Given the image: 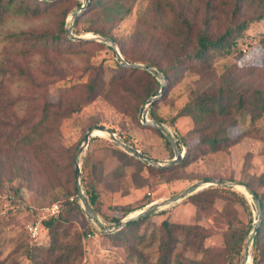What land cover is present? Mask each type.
<instances>
[{"label": "rangeland", "instance_id": "1", "mask_svg": "<svg viewBox=\"0 0 264 264\" xmlns=\"http://www.w3.org/2000/svg\"><path fill=\"white\" fill-rule=\"evenodd\" d=\"M120 1L126 3L129 12L115 20L106 19L103 11L91 5L84 8L88 13L78 24L74 26V21L71 25L83 0H62L53 9H43L41 4L36 16L10 17L0 26L1 264H31V258L54 264L47 250L52 244L77 248V258L73 254L71 264H160L167 240L161 226L164 220L177 225L172 231L174 245L168 264H175L176 258L185 264H244L247 236L258 220L256 203L246 187L209 181L246 183L258 193L264 192L257 180L264 172V115L252 122L246 108L233 110L226 117L198 120L178 114L198 97L215 93L229 81H234L232 87L237 91H259L264 96L260 44L264 16L255 20L259 13L246 5L237 7L235 0ZM64 11L69 14L65 22L68 38L86 42L73 46L64 41L60 48L36 47L25 56L22 53L28 44L8 39L13 32L47 37L60 34L58 24ZM249 19L252 22L230 53L215 52L209 63L187 58L196 51L198 34L220 36ZM184 21L192 27L190 42L180 35ZM90 27L122 44L129 60L153 61L173 78L179 71L176 81L156 99L154 108L143 106L145 114L149 111V121L160 119L169 135L178 134L179 160L172 163L176 156L174 138L170 142L157 129L142 125L141 111L136 110L148 78L118 69L109 45L92 39L107 38L84 33ZM250 68L255 69L252 74L248 73ZM155 79L166 85V81ZM93 82L91 93L88 87ZM259 97L252 96L251 102L259 103ZM44 102L54 106L51 111L58 117L52 116L48 122V134L42 142L21 149L20 143L43 115ZM99 127L115 131L109 132L119 143L135 147L145 160L125 152L119 143L96 130ZM224 132L233 138L239 136L237 142L182 166L181 155L188 146L201 137L222 136ZM87 133L93 136L77 155ZM118 151L133 160L123 159ZM75 162L86 199L91 191L97 196L89 206L92 220L77 197ZM195 185L199 187L184 198L169 202ZM200 192L193 202L191 197ZM161 203L166 205L142 219L132 241L111 238L121 229L113 224L114 218L123 217V221ZM53 218L54 228L45 229L42 223ZM252 253L251 244L246 264H252Z\"/></svg>", "mask_w": 264, "mask_h": 264}, {"label": "trees", "instance_id": "2", "mask_svg": "<svg viewBox=\"0 0 264 264\" xmlns=\"http://www.w3.org/2000/svg\"><path fill=\"white\" fill-rule=\"evenodd\" d=\"M62 0H0V26L5 23V21L10 17H30V16H36L41 11V8L39 5H44L45 8H55L58 4L61 3ZM68 1V0H64ZM236 6H247L250 9H252L254 12L259 13L256 16L255 20H260L264 16V0H235ZM210 2V0H208ZM209 4V3H208ZM93 5V7L99 8L101 11L104 12V16L108 20H115L116 17L120 16L122 18L125 16L129 9L127 8L126 3L120 0H88V6L90 7ZM108 12L109 14H106ZM88 13V9L83 10L81 15L77 17V19L74 22V26L78 24L79 19L84 15ZM112 14V17L109 15ZM68 12L64 11L61 15L58 28L60 31V34L51 35L50 37L43 36L42 34H34V33H26V32H13L10 33L8 36L9 40H14L17 43H20L22 45L28 44V50L22 54H25V56L28 54L29 49H34L36 47H56L60 48V45L64 41L68 43V45L75 44H81L86 41H77L75 42L72 39L68 38V30L66 26V19L68 17ZM252 22V19L244 20L241 23L228 28L222 35L212 37L208 36L204 33H200L195 37V44H196V51L193 55L187 56L189 60H193L196 63H209L211 62L213 53L215 52H225L230 53L232 51V48L236 44V40L241 37V34L243 30H246L248 28L249 23ZM182 31L180 35L184 40L187 42H190L191 40V34H192V27L188 25L186 21L183 22ZM72 33L75 35L76 33L74 30ZM84 33H93L96 35H100L101 37L107 38L115 43L116 46L119 48V53L123 59L124 62L128 64H144V66H149L157 71H159L162 76L164 77L166 81V85L164 87L163 92L166 89V86H169L173 82L176 81V79L179 77V71L177 70L175 73V77L168 75L164 69L159 68L155 62L150 60H143V59H136V60H129L126 56V51L122 44L117 43L116 39L109 36L106 32L100 31L98 29H94L93 27H90L86 30H84ZM260 44L263 49V64H264V36L260 39ZM108 50L112 53V56L116 59L118 69L120 70H129L131 73H142L148 78V82L144 88L143 94H141L138 97V101L136 104V110H140V115L143 113V106L148 103V101L154 97H157L160 94V90L162 88L161 83H159L155 77L149 73L144 72V70L141 69H133L129 67H123L120 64V61L116 58V55L113 51V49L108 46ZM255 71L254 68L249 69V74H252ZM234 81L226 82V86L219 88L215 93L213 94H204L203 96L198 97L195 101L185 106L178 115L181 116H191L192 118L198 120L200 118H216V117H226L228 116L231 111H239L243 108H246L250 120L254 122L255 120L259 119L264 115V96L259 91H253L251 93L246 92H240L235 90L232 87V84ZM89 91L93 93L95 88V82L93 84H89ZM163 92L161 96L163 95ZM252 96H260L259 103L253 104L251 102ZM156 100L151 106V109L154 108L156 104ZM54 106L49 102H44L43 108H42V117L41 119L32 127V132L24 138L22 141L21 149H27L29 147H32L33 145L42 142L44 138L48 134V128L47 124L50 120H52V116L58 117L55 113L51 111V109ZM149 111L146 114L147 119L149 120ZM157 121V120H156ZM158 122L162 123V120H158ZM144 125V124H142ZM100 129H104L103 127H99ZM111 133H115L112 129H109ZM174 140H175V146L178 153H180V137L177 133L173 134ZM238 137H230L228 134L224 132L222 136H219L217 134L212 136H204L201 137L198 142L193 146H188L184 150V155L181 158L180 163L182 166H185L193 161H195L198 156L204 155L207 152H217L223 148L229 147L233 144H235L238 140ZM168 143V141L166 140ZM129 147L133 148L134 150L138 151L135 147L130 145ZM14 148H18L17 146H14ZM14 152H17V150H14ZM119 156L123 159H126L128 161L133 160L132 157H130L128 154L122 151H118ZM141 154V153H140ZM142 155V154H141ZM162 170V169H159ZM258 184L262 187H264V172L258 177ZM240 185L246 187L249 192L253 194L254 201L256 200L259 204L260 211H259V217L258 219V225L256 228L255 235L253 237L252 242V264H261L264 263V192L262 194L258 193L256 190L252 189L248 184L246 183H240ZM213 190V189H211ZM87 202L89 206L94 205L95 201L97 200V196L94 192L88 193ZM200 193H197L191 197V200L193 202H196L198 200V197L200 196ZM241 202L243 201L242 197H238ZM132 211L128 212L131 213ZM135 212V211H134ZM132 212V213H134ZM59 216V215H58ZM57 216V217H58ZM55 217V218H57ZM123 217L120 218H114L113 224L116 226H119L121 220ZM55 219H51L49 221H44L42 223L43 227L48 230H52L54 227V223L56 222ZM143 220H138L136 222L128 223L125 226H123L121 229L116 231L112 234V239H119L120 241H127L130 242V240H133V232L136 230V227L142 222ZM161 226L164 228L166 232V242L163 247V253L160 257V264H168V255L169 252L172 250V247L174 245V236H173V229L177 227V225L169 224L166 220H164L161 223ZM128 234V235H127ZM244 243V241H243ZM243 243L241 248L243 247ZM49 251L50 257L53 258L54 264H71V256L75 254V260L77 256V248L71 249L67 248L62 245H56L52 244L47 249ZM46 250V251H47ZM60 250V253L56 254V251ZM48 253V252H47ZM35 258H31V264H42V262L35 261ZM1 264V261H0ZM44 264H46L44 262ZM175 264H185L180 259H175ZM188 264H194L193 261H189ZM204 264V263H202Z\"/></svg>", "mask_w": 264, "mask_h": 264}, {"label": "water", "instance_id": "3", "mask_svg": "<svg viewBox=\"0 0 264 264\" xmlns=\"http://www.w3.org/2000/svg\"><path fill=\"white\" fill-rule=\"evenodd\" d=\"M83 4L84 5L79 8L78 13H76L73 16L71 25L77 19V17L80 15V13L84 10V8L88 6V0H83ZM69 34L71 35L70 29H69ZM72 38L73 39H77V40H81V38L75 37V36H72ZM92 39L102 40L103 42L107 43L113 49V51H114V53L116 55V58L120 61V64L123 67H129V68H133V69H141V70H144V71L152 74L155 78H158V79L162 80L163 82H165V79L162 76V74L159 71H157L156 69L152 68V67L144 66V65H141V64H128V63L124 62L123 59H122V57H121V55H120V53H119V51H118V49H117V46L115 45V43L113 41H111L109 39H102V38H99V37H93ZM164 87H165V85H162V88L160 90V94L157 97H154V98H152V99H150L148 101L147 107L150 108L152 106V104L154 103V101L158 97L161 96V94H162V92L164 90ZM141 123L157 129L159 132H161L162 134L165 135V137L168 139V141L171 142L172 136L169 135L170 132L167 130V128H165L159 122L149 121V120L147 121V120H145V118H143ZM96 130H98L100 132H103L104 134L108 135V137L110 138V140L119 143L116 140L115 136L113 134H111L109 131H107L105 129H96ZM91 136H93V133H87L85 135L84 140H83V144L79 148L77 155H80L81 152L83 151V149L88 145L89 138ZM119 145L122 147V149L125 152H127L128 154H130L134 158H137L139 160H145L144 157H143V155H141L138 151L134 150L133 148H131L129 146H126L125 144H122V143H119ZM173 147H175V146H173ZM175 153H176V156H175V159L172 161V163H174L175 161H177V160L180 159V154L177 152V150L175 151ZM151 162L154 163V164H156V165H158L159 167H164V165H160V164H158V163H156L154 161H151ZM74 175H75V183H76L77 197L80 200L81 208H82L83 212L85 213V215L89 219L92 220L93 217L91 215V211H90L89 204H88L87 199H86V197L83 194V191L81 189L80 171H79V166H78L77 162H75ZM209 183L215 184V185H221V186L244 187V186H242L240 184H237V183H234V182H225V181H220V180H210ZM198 187H199L198 185L193 186L187 193H185L183 195H180V196H178V197H176L174 199H171L169 202L179 201L180 199L184 198L186 195H188L190 192L194 191ZM249 194L253 197V194L251 192H249ZM255 203H256V208H257L258 217H259L260 207H259V204H258V202L256 200H255ZM165 205H166V203H161L159 205H156V204L150 205L147 209L142 210V211H139L136 215H134V216L131 215L127 219H124L123 221H121L120 224H119V227L122 228L123 226H125L128 223L136 222L138 220H141V219H145L147 217H150L154 213L158 212L160 210V208L164 207ZM257 224H258V220L255 221V223H254L251 231L249 232V234L247 236V240H246L245 247H244V263L249 258V257H247V249L251 246V244L253 242V237H254L255 232H256Z\"/></svg>", "mask_w": 264, "mask_h": 264}, {"label": "built area", "instance_id": "4", "mask_svg": "<svg viewBox=\"0 0 264 264\" xmlns=\"http://www.w3.org/2000/svg\"><path fill=\"white\" fill-rule=\"evenodd\" d=\"M141 118L143 119V118H145V120H147L148 121V119H147V117H146V114L143 112L142 114H141ZM142 122V121H141ZM172 136V138H174V136L173 135H171ZM183 156V154L181 155V157Z\"/></svg>", "mask_w": 264, "mask_h": 264}, {"label": "bare ground", "instance_id": "5", "mask_svg": "<svg viewBox=\"0 0 264 264\" xmlns=\"http://www.w3.org/2000/svg\"><path fill=\"white\" fill-rule=\"evenodd\" d=\"M94 132V131H93ZM100 134H102V133H100ZM246 262H247V260L245 261V263L244 264H246Z\"/></svg>", "mask_w": 264, "mask_h": 264}]
</instances>
